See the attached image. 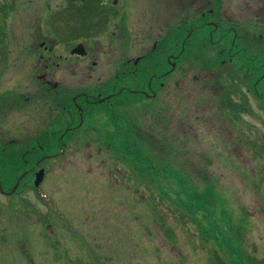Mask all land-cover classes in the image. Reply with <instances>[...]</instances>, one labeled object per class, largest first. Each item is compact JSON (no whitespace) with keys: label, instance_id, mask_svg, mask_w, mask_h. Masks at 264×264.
<instances>
[{"label":"rangeland","instance_id":"rangeland-1","mask_svg":"<svg viewBox=\"0 0 264 264\" xmlns=\"http://www.w3.org/2000/svg\"><path fill=\"white\" fill-rule=\"evenodd\" d=\"M66 1L0 0V34L3 19L16 20L15 37L24 43L19 37L23 23L67 12ZM183 1L176 0V24L184 14ZM224 2L226 14L242 22L255 18L252 9L259 10L248 0ZM140 11L137 4L131 10L132 35L139 42L149 28ZM111 13L103 33L111 50L120 52L115 43L125 33L119 11L112 8ZM103 66L91 77L94 84L104 81ZM190 76L197 93L196 78ZM174 88L178 127L179 116L186 114L182 82ZM195 111L188 120L189 142L176 140L178 149L169 151L163 143L171 130L157 129L156 136L142 128L145 120L138 126L137 108L125 112L137 145H145L165 168L158 173L159 185L135 165L138 158L125 156V145L122 151V143L107 130V118L95 114L98 129H87L94 136L79 135L57 161L51 160L40 197L31 187L21 196L0 192V264H217V257L229 264H264V115H248L260 136L252 152L230 153L223 145L225 135L204 130ZM177 175L183 180L177 181Z\"/></svg>","mask_w":264,"mask_h":264},{"label":"flooded vegetation","instance_id":"flooded-vegetation-1","mask_svg":"<svg viewBox=\"0 0 264 264\" xmlns=\"http://www.w3.org/2000/svg\"><path fill=\"white\" fill-rule=\"evenodd\" d=\"M224 1L182 2L184 14L177 25L188 27L185 39L200 42L199 50L190 47L182 53L175 48L176 0H71L65 4L73 11L71 18L26 20V32L19 35L24 43L15 37L16 20H2L1 194L21 196L28 187L40 194L38 171L44 170V186L51 160L63 155L79 135L94 136L95 131L87 129H98L95 114L107 118V130L116 137L125 112L137 108L138 126L145 120L142 128L156 135L166 123L175 145L179 139L189 142L188 120L194 119L190 112L196 109L194 116L204 130L225 135L226 150L251 153L254 138L260 136L254 134L248 115H264V0H248L250 8L254 4L259 10L252 9L255 18L245 22L228 16ZM136 4L149 27L140 42L132 35L131 10ZM112 8L119 11L125 33L115 43L120 52L111 50L103 33ZM207 39L215 46L204 49ZM101 66L106 77L94 84L91 77ZM190 74L196 78L197 93ZM179 81L186 114L175 127L174 86Z\"/></svg>","mask_w":264,"mask_h":264},{"label":"trees","instance_id":"trees-1","mask_svg":"<svg viewBox=\"0 0 264 264\" xmlns=\"http://www.w3.org/2000/svg\"><path fill=\"white\" fill-rule=\"evenodd\" d=\"M177 34V33H176ZM190 41L187 42V48L189 45ZM181 43H179L180 45ZM128 131V130H127ZM134 137L130 134L124 133V135L120 138V142L122 143V148H124L125 145V156H132L135 159L138 158V160L140 161L138 164L137 162L135 163V165L137 167H139L141 170L146 171L147 174L152 175L155 174V170L153 171V167H152V163L150 161L149 156L144 155L141 153V151L139 150V148H137V143H136V139L134 141ZM167 138H164V141H166ZM124 144V145H123ZM171 145V142H170ZM136 150H132L135 149ZM160 171V170H157ZM182 180V179H181ZM217 264H229L228 262H226L223 259H220V257H217L216 261Z\"/></svg>","mask_w":264,"mask_h":264},{"label":"water","instance_id":"water-1","mask_svg":"<svg viewBox=\"0 0 264 264\" xmlns=\"http://www.w3.org/2000/svg\"><path fill=\"white\" fill-rule=\"evenodd\" d=\"M38 181V180H37Z\"/></svg>","mask_w":264,"mask_h":264}]
</instances>
